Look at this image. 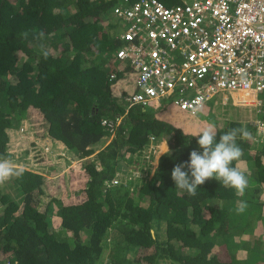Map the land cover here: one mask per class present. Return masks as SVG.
Masks as SVG:
<instances>
[{"label": "trees", "instance_id": "1", "mask_svg": "<svg viewBox=\"0 0 264 264\" xmlns=\"http://www.w3.org/2000/svg\"><path fill=\"white\" fill-rule=\"evenodd\" d=\"M116 1L20 0L14 9L9 0H0V156L14 162L9 131L21 125L31 108L43 117L44 137L62 144L71 159L83 158L81 173L88 178L84 188L75 190L78 199L58 205L56 217L50 200H41V174L22 170L0 185V262L103 264L106 258L107 264H131L130 251L137 256L146 251L145 264H251L247 260L263 250L264 239L239 236L252 228L254 212L262 207L254 196L264 183V141L256 139L251 125L246 127L252 139L237 138L243 155L231 166L249 184L259 183L254 191L247 187L243 197L215 178L198 186L194 197L175 188L174 166L188 161L193 149H202L196 134L162 116L169 110L166 104L129 106L125 91L109 80L119 44L108 32L116 27L108 22ZM161 1L169 6L180 2ZM55 2L58 11L52 9ZM32 29L42 30L43 37L21 39L20 33ZM40 44L49 52L46 59L38 52ZM105 118L117 124L114 132L102 124ZM242 126L220 127L216 141ZM151 136L168 141L170 149L142 187L108 186L114 165L126 153L132 160ZM241 200L249 208L236 214Z\"/></svg>", "mask_w": 264, "mask_h": 264}, {"label": "built area", "instance_id": "2", "mask_svg": "<svg viewBox=\"0 0 264 264\" xmlns=\"http://www.w3.org/2000/svg\"><path fill=\"white\" fill-rule=\"evenodd\" d=\"M113 14L122 27L109 80L129 106L166 104L193 117L215 95L248 93L255 115L247 124L264 141V0H121ZM102 124L110 132L117 125Z\"/></svg>", "mask_w": 264, "mask_h": 264}, {"label": "clouds", "instance_id": "3", "mask_svg": "<svg viewBox=\"0 0 264 264\" xmlns=\"http://www.w3.org/2000/svg\"><path fill=\"white\" fill-rule=\"evenodd\" d=\"M120 1L121 0L116 1L111 8L109 19L113 20L114 22L116 17L113 14V8ZM115 24L116 26H118L116 22ZM118 27V31H116L115 27V33L110 32L111 35H114V37L119 34V31L122 27V23L121 26ZM29 35H32L34 39H40L43 37V31L32 29L31 31H24L20 33V37L23 40H27ZM38 52L45 59L49 55L48 50L43 44L39 45ZM121 91L123 92V90ZM168 107L169 109L173 108L171 106ZM176 111L178 110L176 109ZM25 125L26 123L22 121L21 125L17 128H20L21 130L24 128V131H26ZM196 136L198 137L197 144L199 146V149H202V152L198 149H193L189 154L188 161L176 164L174 166L171 172V177L175 182V188L181 190L182 192H186L189 196L194 197L197 194L198 186L204 184L205 181L208 179L215 178L222 184L223 187L234 189L236 196L243 197L245 194V190L249 184L248 178L241 170L236 167H232L231 165L233 161L239 160L243 155V149L237 144V138L239 137L243 140H250L253 138L252 133L247 129L246 125L238 128L229 129L228 131L220 135L219 142L216 141V127L214 124L211 123H209L207 127L203 128L200 132H198ZM22 142L25 141L22 139ZM26 143L28 144L29 141H27ZM60 145L61 147L59 148L57 154L60 156L63 155L62 157H64L67 155L66 152L68 151L62 144ZM145 147L146 146H144V148ZM45 150L49 151L48 145H46ZM141 152L142 150L136 152V156H142ZM65 158H69L70 162L73 160L76 163L82 165V157L74 160L67 155ZM143 159L147 160V157ZM185 169H187V171H185ZM21 174V169L15 167L9 159L0 156V185L4 184L6 181L12 179L13 177L18 178ZM132 190H134V188ZM247 208V202L241 200L238 201V205L235 208V212L236 214H243L247 210Z\"/></svg>", "mask_w": 264, "mask_h": 264}, {"label": "rangeland", "instance_id": "4", "mask_svg": "<svg viewBox=\"0 0 264 264\" xmlns=\"http://www.w3.org/2000/svg\"><path fill=\"white\" fill-rule=\"evenodd\" d=\"M111 24H113L114 26H116L115 22L118 24V26H121V21L117 18H115V22L111 19H109V21ZM118 26H116V31H118ZM108 32H114L115 30L109 28ZM118 89V86H117ZM226 98H224V94L220 93L218 95L213 96L211 99H209L203 106V108L193 117L188 116L186 113L184 112H179L176 111V109L174 108V110L176 111L177 115H175V117L177 118V125L189 134H197L198 132H200L203 128L207 127V125L209 123L214 124L216 127V130L219 129L220 127L224 126V125H228L231 122H239L241 123L243 126L248 125V121L252 118H254L255 115V107L250 106V100H246L245 103L246 104H242V103H238L237 99H242L240 97V94L238 92H231V93H225ZM251 97V95H248ZM257 97H261L264 98V93H259L257 94ZM222 100H224V103L222 102ZM155 108L159 107V106H154ZM173 109V108H172ZM175 113V114H176ZM28 119L30 121H32L33 123H35L38 127H44V120L42 115L29 108V113H28ZM168 116V115H167ZM173 117V115H172ZM27 118V117H26ZM25 126H28L25 125ZM29 127L26 128L27 131H24V128L22 130H19L17 132V134H23L21 136L19 135H14V137H18L19 142H22V139L25 141V143L30 139L28 136H30V130ZM17 129V128H15ZM25 129V130H26ZM11 133V131L9 132ZM161 141H166L165 139H162ZM161 141H156L155 139L153 141L149 140V145L153 144L155 145L154 148L155 150H153V148H151L150 153H149V157H147V160H144L141 156H136L133 155L132 156V160H129V155L126 153L123 156L122 161L118 164V165H114V175L107 180L105 183L108 184V186L110 185H121L123 187H129L130 191L134 188L133 183H129V181H134V182H143V180H147L150 176L152 171H154V169L156 168L157 164H158V160L159 158L165 154L166 152L169 151V144L168 141H166V145H167V149H165L161 153L159 157L155 158L154 160V155L157 154L156 152H158V143ZM24 143V144H25ZM18 145H21L20 143ZM146 146L145 148L142 149V155H144V150L146 148L149 147ZM50 149V147H49ZM22 150L19 149V152ZM11 151V152H10ZM9 152L11 154H15L17 152V149H15L14 147L11 148L9 150ZM21 155V154H19ZM25 154H23L22 156H24ZM27 156V155H26ZM57 156V154H56ZM93 156V155H92ZM34 157V156H31ZM69 159V158H68ZM262 160L264 161V156H262ZM66 165H71L73 166V170L71 172H73V176L72 174H70L71 172L68 171H63V167H65ZM62 166V167H61ZM83 166L79 163H76L75 161H71L70 160H66V163H63V165H60V169L57 171L55 169H53V172H59V175L64 174V180L66 182H68V180H70L72 177L73 179L77 178V173L74 171H79L82 170ZM62 170V171H61ZM77 180V179H76ZM111 180H117L115 184H112ZM88 181V179H87ZM67 184V183H66ZM86 185V184H85ZM12 190V188L10 189ZM49 193L47 194H42L40 195V197L42 198L41 200H43L44 202L48 199L49 196H47ZM42 201V202H43ZM218 202H220L219 200H217ZM40 204V206L42 207L44 205ZM54 202V201H53ZM144 205L146 206V203H144ZM262 212H258L260 215H264V209L261 210ZM254 214H256L254 212ZM259 214H256V216H259ZM255 216V215H253ZM257 223L260 222V219L257 218L256 220ZM54 226L58 225V222L55 220L53 221ZM161 236L163 235V232L160 231ZM248 234V233H247ZM246 235H241V239L245 240ZM109 239H111L109 237ZM109 239L107 241H109ZM240 239V237H239ZM144 250V249H142ZM144 254H146V251L143 253H141L139 256H137L136 253H132V251H130L127 254V259L131 261V264H138V262H140V264H145V262L143 261V256ZM252 254L255 256H252V259H248L247 262L253 264L255 263V261L260 260V259H264V256L262 254L259 255V253ZM107 257V256H106ZM103 264H107L106 263V258L103 260ZM124 264V263H123ZM160 264H169L167 260H162V262Z\"/></svg>", "mask_w": 264, "mask_h": 264}, {"label": "crops", "instance_id": "5", "mask_svg": "<svg viewBox=\"0 0 264 264\" xmlns=\"http://www.w3.org/2000/svg\"><path fill=\"white\" fill-rule=\"evenodd\" d=\"M19 1L20 0H9L10 4L12 5V7L14 9H16L18 7ZM51 6H52V9L54 11H58L57 2L52 3ZM114 29H115V27L113 28V30ZM240 97L242 99H250L251 98L250 96H248V93H244V94L241 93ZM28 113H29V109H27L26 116L23 118L24 119L23 121L26 123V125L28 124V126H30L29 130H30L31 134H30V136H28L30 138L28 140L29 141L28 144L25 142H19L18 140H20V139H18V137L16 138L13 136V134L19 135V136L23 135V134H17V132L19 130H21L20 128H17V129L14 128V130L13 129L10 130L11 133H10L9 150L13 147L15 149H17V152L15 154H12L14 156V162H12V163L15 167H17L21 170H25V171H28L30 173H40L44 177L45 187H43L42 191H43V194L49 193L47 195L49 197L45 202H49V200H50L49 203L51 204L52 216L56 217L57 215L55 212H57L56 210H58V205L69 202V201H71V199H78V194H76L75 190H76V188H81V189L84 188L88 178L86 176H84L83 173H81L82 170L79 169L80 174L77 176V178H78L77 182L78 183L75 185L74 182H76L77 178L73 179V177H72L70 180H68V182H66L64 180V174L59 175L58 174L59 172H56V173L53 172V169L58 171L60 169V165H63V163H66V160H70L68 158H65L68 155V152H66L67 155L64 157H62L63 155L62 156L58 155L57 152H58L59 148L61 147V145L59 143L52 141L48 137H44V127H38L35 123L30 121L28 119V116H27ZM175 113H176V111L174 109L170 108L162 116L167 118V119H170L171 122H173L177 125V118L175 117V115H177V113L176 114ZM172 115H173V117H172ZM28 126H26V128H28ZM26 131H27V129H26ZM19 143L21 145H18ZM46 145H48L50 147L49 151L45 150ZM21 148H22V150L19 152V149H21ZM165 149H167L166 141L159 142L158 143V152H156L157 154L154 155V160H155V158L160 156L161 153H159V152H162ZM19 154H21V155H19ZM23 154H25V155L22 156ZM56 154H57V156H56ZM31 156H34V157H31ZM63 168H64L63 171L71 172L73 170V166H71V165H66ZM74 172H76V171H74ZM70 174H72V176H73V172H71ZM131 182L133 183L136 191L140 187H142V184H143V182L129 181V183H131ZM258 184H259L258 181H256L254 179L253 182H251L249 184L248 188H253V191H254V187L257 186ZM256 194H255L254 198L258 201L259 204L260 203L262 204V207H259L258 210L255 211L256 214H259L258 212H262L261 210L264 209L263 208V206H264V183H261L260 191H258V193H256ZM44 205H45V203H44ZM142 205H144V204H142ZM255 207H257V206L255 205ZM254 217L256 218V220H257V218H259L260 222L257 223L256 220H253L252 228L248 231V234H245V233L240 234L239 240H243V239H241V235H246L244 238L247 240H250L251 237H254V236L260 237L261 240L264 239V227H263L264 226V219H263L264 215L259 214V216H257V217L254 216ZM262 248H263V250H261L259 255L262 254L264 256V240H263V247ZM244 257H245V254L243 255L242 258H244ZM254 264H264V259L257 260V261H255Z\"/></svg>", "mask_w": 264, "mask_h": 264}, {"label": "bare ground", "instance_id": "6", "mask_svg": "<svg viewBox=\"0 0 264 264\" xmlns=\"http://www.w3.org/2000/svg\"><path fill=\"white\" fill-rule=\"evenodd\" d=\"M244 94V93H243Z\"/></svg>", "mask_w": 264, "mask_h": 264}]
</instances>
